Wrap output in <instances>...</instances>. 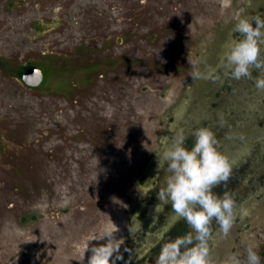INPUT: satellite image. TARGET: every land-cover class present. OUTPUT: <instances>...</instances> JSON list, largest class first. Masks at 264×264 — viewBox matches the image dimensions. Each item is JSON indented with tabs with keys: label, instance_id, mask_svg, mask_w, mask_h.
Here are the masks:
<instances>
[{
	"label": "rangeland",
	"instance_id": "obj_1",
	"mask_svg": "<svg viewBox=\"0 0 264 264\" xmlns=\"http://www.w3.org/2000/svg\"><path fill=\"white\" fill-rule=\"evenodd\" d=\"M257 14L264 0H0V264H87L106 232L114 264H155L183 221L158 199L156 153L199 126L234 162L214 192L238 218L227 238L213 223L211 256L253 243L264 264V94L219 68L235 19Z\"/></svg>",
	"mask_w": 264,
	"mask_h": 264
},
{
	"label": "clouds",
	"instance_id": "obj_2",
	"mask_svg": "<svg viewBox=\"0 0 264 264\" xmlns=\"http://www.w3.org/2000/svg\"><path fill=\"white\" fill-rule=\"evenodd\" d=\"M219 68L229 79L251 80L255 90L264 94V16L235 19L219 56ZM213 72L218 80L220 76ZM253 72L257 75L253 76ZM192 78H200V73H194ZM218 124L223 127L225 119L221 117ZM232 135L236 134L230 138ZM189 136L194 140L190 149L185 143ZM156 155L158 173L161 169L169 173L165 186L158 191V199L170 205L174 218L186 222L191 231L163 242L155 264H215L209 243L214 235L212 225L218 226L217 235L227 238L238 216L232 195L228 192L219 195L214 189L231 179L234 162L218 150L215 132L205 126L188 132L184 128L174 130L170 137L164 138L163 148ZM239 211L245 214L243 209ZM97 239L102 243L89 247L87 264H114L118 238L106 232ZM245 251V259L239 253H229L221 264H261L253 243H246Z\"/></svg>",
	"mask_w": 264,
	"mask_h": 264
},
{
	"label": "water",
	"instance_id": "obj_3",
	"mask_svg": "<svg viewBox=\"0 0 264 264\" xmlns=\"http://www.w3.org/2000/svg\"><path fill=\"white\" fill-rule=\"evenodd\" d=\"M22 81L25 85L36 88L43 82V74L40 69L32 67L27 69L22 75Z\"/></svg>",
	"mask_w": 264,
	"mask_h": 264
},
{
	"label": "trees",
	"instance_id": "obj_4",
	"mask_svg": "<svg viewBox=\"0 0 264 264\" xmlns=\"http://www.w3.org/2000/svg\"><path fill=\"white\" fill-rule=\"evenodd\" d=\"M31 67L25 68L22 72H20V76L24 74V72ZM189 226L186 224V222L182 221L177 225V228L174 229L171 233V236H174L175 238L183 237L189 232Z\"/></svg>",
	"mask_w": 264,
	"mask_h": 264
}]
</instances>
